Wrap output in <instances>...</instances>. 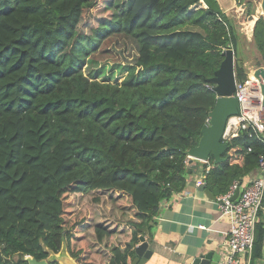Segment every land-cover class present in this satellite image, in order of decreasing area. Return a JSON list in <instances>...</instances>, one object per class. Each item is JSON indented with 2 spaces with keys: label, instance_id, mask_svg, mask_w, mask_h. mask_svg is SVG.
<instances>
[{
  "label": "trees",
  "instance_id": "trees-1",
  "mask_svg": "<svg viewBox=\"0 0 264 264\" xmlns=\"http://www.w3.org/2000/svg\"><path fill=\"white\" fill-rule=\"evenodd\" d=\"M109 29L138 46L121 80L88 64ZM253 42L264 59V17ZM228 48L238 60L217 0H0V264L63 247L77 264H133L162 203L187 186ZM250 133L211 158L217 193L257 171L264 147ZM263 259L264 220L252 264Z\"/></svg>",
  "mask_w": 264,
  "mask_h": 264
},
{
  "label": "crops",
  "instance_id": "crops-1",
  "mask_svg": "<svg viewBox=\"0 0 264 264\" xmlns=\"http://www.w3.org/2000/svg\"><path fill=\"white\" fill-rule=\"evenodd\" d=\"M217 1L226 15L235 8V0ZM189 160L193 163L189 166L186 188L162 203L158 217L140 237L145 239L151 251L150 259L143 258L140 264H188L200 255H210V264L224 262L225 244L231 225L216 200L225 193L219 194L207 185L205 175L212 169L211 162L204 163L190 155ZM255 177L256 172L236 181L245 186ZM201 179L214 198L208 197L197 185Z\"/></svg>",
  "mask_w": 264,
  "mask_h": 264
},
{
  "label": "built area",
  "instance_id": "built-area-1",
  "mask_svg": "<svg viewBox=\"0 0 264 264\" xmlns=\"http://www.w3.org/2000/svg\"><path fill=\"white\" fill-rule=\"evenodd\" d=\"M254 71L244 82L236 77L234 96L240 104L241 113L228 119L222 137L224 142L239 137L244 130H250L249 136H255L259 146L264 147L263 83L255 77ZM210 123L211 117L206 120V125ZM203 184L202 179L197 183L198 186ZM238 188H241L240 195L237 200H233ZM216 201L223 215L230 219L231 225L223 264H252L256 230L264 213V155L259 159L256 177L250 183L242 186L235 181L229 191Z\"/></svg>",
  "mask_w": 264,
  "mask_h": 264
},
{
  "label": "water",
  "instance_id": "water-1",
  "mask_svg": "<svg viewBox=\"0 0 264 264\" xmlns=\"http://www.w3.org/2000/svg\"><path fill=\"white\" fill-rule=\"evenodd\" d=\"M261 10L264 15V0L261 2ZM254 16L250 17L251 21H254ZM223 61L219 69L215 72L211 82L214 84V92L217 95L216 105L213 111L210 113L211 123L205 125L202 130V137L198 146L190 151V156L193 159L202 161L204 163L210 162L211 158H214L215 164H219L223 161L222 154L228 148V145L223 141V133L227 124V121L232 116H238L241 113L240 104L237 98L234 96L236 91V54L234 49L228 48L223 52ZM254 75L257 79L263 83L264 91V67L257 68L254 71ZM264 109V103H263ZM264 121V116H263ZM193 161H190L192 164ZM202 191H205L208 197L214 198V196L207 190V185L200 187ZM241 192V188H238L233 200H237ZM141 244L135 248V256L133 257V264H140L141 260L150 259L151 251L148 250L149 245L144 238H140ZM210 255H200L194 258L188 264H210ZM29 264H53L54 262L60 264H77L67 252L65 247L58 254H51L46 260L38 261L34 258L28 257L26 259Z\"/></svg>",
  "mask_w": 264,
  "mask_h": 264
},
{
  "label": "rangeland",
  "instance_id": "rangeland-1",
  "mask_svg": "<svg viewBox=\"0 0 264 264\" xmlns=\"http://www.w3.org/2000/svg\"><path fill=\"white\" fill-rule=\"evenodd\" d=\"M249 1L252 2L254 11L250 16H247L245 12ZM116 2L122 5L125 0H116ZM261 2L262 0H235L234 10L232 9V12H228V16L232 18L233 23L236 25L237 34L241 39V48L237 53L236 67L237 63L242 65L248 75L253 70L264 67V59L261 58L253 42L255 24L259 18L264 17L261 10ZM251 16H254V21L250 20ZM95 48L91 53L88 64L90 68L103 69L101 75L104 76H101V79L114 74L116 80H121L125 75V73L121 72V68L133 65L138 53V46L133 38L123 33H114L111 29L106 30L97 39ZM90 60L93 61L92 64H90ZM85 71L88 73V68H85ZM262 220H264V213ZM259 264H264V259Z\"/></svg>",
  "mask_w": 264,
  "mask_h": 264
}]
</instances>
